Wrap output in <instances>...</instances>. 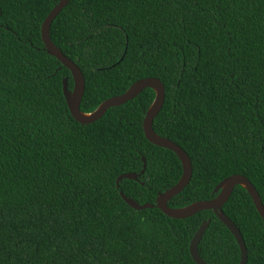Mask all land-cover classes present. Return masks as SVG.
I'll return each instance as SVG.
<instances>
[{"label":"trees","instance_id":"1","mask_svg":"<svg viewBox=\"0 0 264 264\" xmlns=\"http://www.w3.org/2000/svg\"><path fill=\"white\" fill-rule=\"evenodd\" d=\"M59 0H0V264H238L240 248L212 210L174 219L135 210L177 183V155L149 142L142 123L155 92L91 123L71 115L41 26ZM81 69L82 112L155 77L165 99L154 131L188 154L192 176L172 208L213 197L232 174L264 205V0H70L50 26ZM145 158V162L143 161ZM144 173L137 180L117 178ZM224 213L239 229L246 264H264V223L237 185Z\"/></svg>","mask_w":264,"mask_h":264},{"label":"water","instance_id":"2","mask_svg":"<svg viewBox=\"0 0 264 264\" xmlns=\"http://www.w3.org/2000/svg\"><path fill=\"white\" fill-rule=\"evenodd\" d=\"M70 0H59V2L53 7L49 14L44 19L41 26V38L47 52L57 58L70 72L73 79V87L69 88L68 78L63 79V94L69 108V111L73 118L81 124H88L100 119L104 113L113 106H119L132 100L139 95L144 89L151 88L155 92L153 102L147 109L142 127L145 138L152 144L169 149L173 151L182 165V175L175 185L166 189L163 192L158 193L155 203H143L140 204L134 199L127 197L123 192H120L124 201L135 210H142L145 208L157 207L164 214L174 219H183L195 215L203 210H212L218 219L230 230L236 239L240 248V261L238 264H246L247 261V249L240 233L239 229L232 222V220L224 213L223 205L227 202L231 196L234 188L237 185L242 186L250 195L258 213L260 214L264 223V205L261 201L260 195L250 180L242 174H232L223 179L214 189L213 197L207 200L195 201L186 206L172 208L168 205L170 199L179 194L189 183L192 176V164L188 154L184 149L176 142L158 135L153 129V120L160 112L164 99H165V87L162 81L155 77H145L133 82L128 89L122 94L112 96L103 102H101L95 110L92 112H82L80 110V103L85 91V78L81 69L71 59H69L60 48H58L50 37V26L56 16L61 10L69 3ZM145 162V158H143ZM146 164L144 163L142 171L138 173L128 172L121 174L117 178V186L119 182L126 178L131 180H137L138 177L144 173ZM210 220H204L198 230L193 235L189 251L192 259L196 264H207L200 256L198 251L199 242L207 229Z\"/></svg>","mask_w":264,"mask_h":264}]
</instances>
